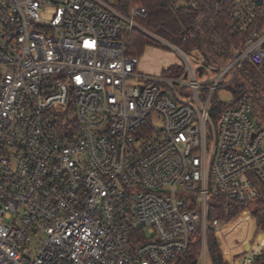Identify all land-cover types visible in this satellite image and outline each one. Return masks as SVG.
Here are the masks:
<instances>
[{
  "label": "built area",
  "instance_id": "obj_1",
  "mask_svg": "<svg viewBox=\"0 0 264 264\" xmlns=\"http://www.w3.org/2000/svg\"><path fill=\"white\" fill-rule=\"evenodd\" d=\"M219 2L245 41L199 83L187 58L138 71L133 34L162 39L132 1L0 0V264H214L209 233L225 264H264V128L249 102L211 115L264 68V0Z\"/></svg>",
  "mask_w": 264,
  "mask_h": 264
},
{
  "label": "trees",
  "instance_id": "obj_2",
  "mask_svg": "<svg viewBox=\"0 0 264 264\" xmlns=\"http://www.w3.org/2000/svg\"><path fill=\"white\" fill-rule=\"evenodd\" d=\"M130 1L148 12L146 20L141 23L144 30L182 52L198 53L207 66L217 69L224 67L233 60V48H241L245 41V37L236 38L228 30V18L219 0H193L192 6L178 9H174L168 0H121L122 3ZM152 44L154 41L149 35L136 31L129 54L140 57L144 49ZM181 71L180 67L174 66L163 71V74L172 75ZM228 87L232 89L236 100L232 105L225 106L215 104L213 99L211 115L214 118L228 108L249 102L259 120L264 121V68L245 65ZM258 205H264V200L261 199ZM237 213L239 210L236 209L234 215ZM198 250L199 244L196 243L189 259H194ZM209 250L214 264H225L219 241L213 233H209Z\"/></svg>",
  "mask_w": 264,
  "mask_h": 264
},
{
  "label": "rangeland",
  "instance_id": "obj_3",
  "mask_svg": "<svg viewBox=\"0 0 264 264\" xmlns=\"http://www.w3.org/2000/svg\"><path fill=\"white\" fill-rule=\"evenodd\" d=\"M66 2L68 0H62ZM52 12H49L51 15ZM154 44L147 46L142 55L139 57V66L138 71L151 76H160L163 71L171 68V67H187L185 58H187L194 70H196V77L199 83H204L209 81V73L208 68L204 61L203 57L196 52L193 53H185L180 52L178 49L168 44L165 41H161L158 39H153ZM212 77H215L218 72L211 70ZM211 77V78H212ZM232 77V74L227 77L226 82L229 81ZM188 81H191V78H188ZM229 85L222 87L217 90L214 95V103L219 105L230 106L235 100V94L232 89L228 87ZM252 106V105H251ZM251 119L253 122L259 126L264 128V121L259 120V116L255 114L252 110ZM241 226L245 228V236L244 239L249 237L252 223L251 220L246 218L239 219L237 222L231 225V233L236 232ZM192 241H197L195 236H192ZM226 245H228V237L225 236Z\"/></svg>",
  "mask_w": 264,
  "mask_h": 264
},
{
  "label": "water",
  "instance_id": "obj_4",
  "mask_svg": "<svg viewBox=\"0 0 264 264\" xmlns=\"http://www.w3.org/2000/svg\"><path fill=\"white\" fill-rule=\"evenodd\" d=\"M262 3V0H259V4H261Z\"/></svg>",
  "mask_w": 264,
  "mask_h": 264
}]
</instances>
